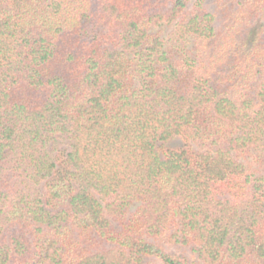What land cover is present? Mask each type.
<instances>
[{
	"label": "trees",
	"instance_id": "16d2710c",
	"mask_svg": "<svg viewBox=\"0 0 264 264\" xmlns=\"http://www.w3.org/2000/svg\"><path fill=\"white\" fill-rule=\"evenodd\" d=\"M0 264H264V0H0Z\"/></svg>",
	"mask_w": 264,
	"mask_h": 264
},
{
	"label": "rangeland",
	"instance_id": "374dc122",
	"mask_svg": "<svg viewBox=\"0 0 264 264\" xmlns=\"http://www.w3.org/2000/svg\"><path fill=\"white\" fill-rule=\"evenodd\" d=\"M181 140L180 139H174V140H172L171 142H169L168 144H167V147H177V146H179V145H181Z\"/></svg>",
	"mask_w": 264,
	"mask_h": 264
}]
</instances>
